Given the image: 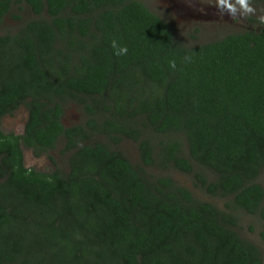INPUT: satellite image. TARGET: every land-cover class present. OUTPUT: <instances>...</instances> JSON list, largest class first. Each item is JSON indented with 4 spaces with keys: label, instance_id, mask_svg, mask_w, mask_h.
Wrapping results in <instances>:
<instances>
[{
    "label": "trees",
    "instance_id": "trees-1",
    "mask_svg": "<svg viewBox=\"0 0 264 264\" xmlns=\"http://www.w3.org/2000/svg\"><path fill=\"white\" fill-rule=\"evenodd\" d=\"M23 3L0 34V264H264V26L187 45L140 0H0V27ZM60 142L64 164L25 166Z\"/></svg>",
    "mask_w": 264,
    "mask_h": 264
},
{
    "label": "rangeland",
    "instance_id": "rangeland-1",
    "mask_svg": "<svg viewBox=\"0 0 264 264\" xmlns=\"http://www.w3.org/2000/svg\"><path fill=\"white\" fill-rule=\"evenodd\" d=\"M152 12L166 21L175 36L185 44L194 45L214 41L226 34L248 29L258 30L264 26V1L248 2L246 0H140ZM23 9L13 8L5 17L0 27V34L7 28L19 26L23 20L31 16L27 6ZM19 14L22 19L16 20L12 14ZM27 119L24 108L17 109L12 115L2 119V130L21 134ZM80 114L73 105L65 110L62 122L69 126L79 123ZM63 143L50 151L48 155L34 157L29 149H24V164L26 167L40 171H49L58 165L64 164L65 155L60 150ZM127 154L136 161L137 150L130 142L124 144ZM178 181L190 186L189 179L180 173H172Z\"/></svg>",
    "mask_w": 264,
    "mask_h": 264
},
{
    "label": "clouds",
    "instance_id": "clouds-1",
    "mask_svg": "<svg viewBox=\"0 0 264 264\" xmlns=\"http://www.w3.org/2000/svg\"><path fill=\"white\" fill-rule=\"evenodd\" d=\"M125 51H126V49H125Z\"/></svg>",
    "mask_w": 264,
    "mask_h": 264
}]
</instances>
